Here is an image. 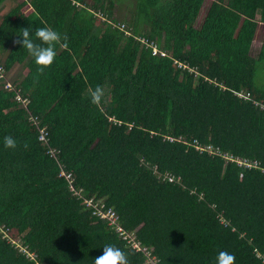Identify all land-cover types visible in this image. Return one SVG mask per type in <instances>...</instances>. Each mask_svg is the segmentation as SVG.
I'll return each instance as SVG.
<instances>
[{"label": "trees", "instance_id": "trees-1", "mask_svg": "<svg viewBox=\"0 0 264 264\" xmlns=\"http://www.w3.org/2000/svg\"><path fill=\"white\" fill-rule=\"evenodd\" d=\"M91 1L23 0L0 21L4 67L24 62L12 84L38 120L30 126L13 92L0 88V264H94L107 244L125 251L129 264H215L221 250L235 264H263L253 248L264 252V174L197 153L190 142L264 165V87L255 88L248 54L264 0H213L199 27L203 0H133L128 24L112 14V0ZM44 26L61 42L37 77L15 41L21 29ZM98 85L105 94L96 106L90 90ZM5 136L15 149L4 148ZM63 170L85 197L116 209L154 262L70 193ZM165 171L180 181L162 180Z\"/></svg>", "mask_w": 264, "mask_h": 264}, {"label": "built area", "instance_id": "built-area-1", "mask_svg": "<svg viewBox=\"0 0 264 264\" xmlns=\"http://www.w3.org/2000/svg\"><path fill=\"white\" fill-rule=\"evenodd\" d=\"M136 40L141 45L144 46L146 45L149 48H151L153 54L159 53L160 55H165V52L158 50L156 48V45L152 41H149L147 38L137 37ZM177 64L179 67H186V65H182L181 63H177ZM2 75L3 73L2 70L0 69V77H2ZM3 88L7 90L16 91L13 100L17 103L18 107H21L28 112L27 122L31 126H36L38 121L37 117L35 115H32L27 108L29 99L27 97L20 96L19 93H17V89L8 82L3 83ZM234 93L239 97H243V98H247L249 96L248 92L245 93L242 91H234ZM38 133H39L38 141L43 144H46L47 135H48L46 128L45 127L38 128ZM178 140L183 142L181 138ZM190 147L197 153L220 155L224 160L235 161L242 167H255L264 174V165H261V163L256 159L233 157L232 155L221 153L219 148L214 147L212 144H201L197 140H192L190 142ZM47 151H50L52 156L54 157L57 156L56 154L58 153V151L56 149L52 148ZM152 170L153 172H157L156 166H153ZM61 174H63L67 180V187L70 193L77 197H81L82 200L85 202L86 207H89L91 209L92 214L98 216L99 219L101 220L107 221L108 226H110L116 232V234H118L128 245H130L132 249L143 252L144 255L147 256V261L150 260L151 262H154L153 257L151 256V249L146 247L145 245L143 246L141 242L136 239V234L134 230L129 231L125 228L124 225H122V223L120 222V215L118 214V212H116V209L112 205H107L104 200L93 199L92 197H85L82 188L74 184V177L70 173H64L63 170ZM161 178L162 180H167L169 182H178L180 180L179 176H175L173 173L169 171L163 172L161 174ZM220 220L224 221L221 216H220ZM10 241H12L22 250L20 243H17L14 240H10ZM253 253L256 256V258L259 259V261L264 264V252L259 251L257 248L254 247ZM27 255L30 257L35 256L34 254L29 252H27Z\"/></svg>", "mask_w": 264, "mask_h": 264}, {"label": "clouds", "instance_id": "clouds-1", "mask_svg": "<svg viewBox=\"0 0 264 264\" xmlns=\"http://www.w3.org/2000/svg\"><path fill=\"white\" fill-rule=\"evenodd\" d=\"M19 33L18 36L22 39H17L15 43L26 50L28 57L34 62L37 77L43 75L56 59V45L61 42L60 33L50 26L37 27L34 32L31 27H27L21 29ZM62 46L66 48L67 43ZM104 94L103 87L99 85L94 90H90L91 103L99 106ZM3 143L5 149L17 147V141L12 136H5ZM24 147L27 148L28 145L25 144ZM102 249V254L95 258L94 264H129L128 256L121 248L107 244ZM235 259L233 254L221 250L215 257V264H235Z\"/></svg>", "mask_w": 264, "mask_h": 264}, {"label": "crops", "instance_id": "crops-1", "mask_svg": "<svg viewBox=\"0 0 264 264\" xmlns=\"http://www.w3.org/2000/svg\"><path fill=\"white\" fill-rule=\"evenodd\" d=\"M21 1L23 0H3L1 1L0 2V21L7 12H9L14 6H16V4L20 3ZM212 1L213 0H210V1L203 0L202 1L199 7V10H198V18L201 15L199 11L203 9L202 7L204 5H206V7H205V11L203 15H201L199 19L197 27L200 26L202 19L206 13V10L208 6H210ZM263 37H264V23L258 21L254 29L253 37L251 39V46H250L249 53H248L249 56L253 60L252 81L255 85V88L264 87V55L262 57L258 56L260 52ZM7 51H8L7 49L0 48V56H1L0 59L2 60L4 59ZM23 66H24V62H21V63L14 62L9 67H7L5 71L6 81L11 82V83L19 82L23 77Z\"/></svg>", "mask_w": 264, "mask_h": 264}, {"label": "rangeland", "instance_id": "rangeland-1", "mask_svg": "<svg viewBox=\"0 0 264 264\" xmlns=\"http://www.w3.org/2000/svg\"><path fill=\"white\" fill-rule=\"evenodd\" d=\"M88 1L92 2L91 0H88ZM112 1L114 2L112 14H115L116 18H118V19L124 21L126 24H128V20H129L128 17L131 14V11L134 9V1L133 0H112ZM208 1H210V0H208ZM205 7H206V5H204L202 7L203 9L201 11H199L201 15H203V13L205 11ZM90 10L95 11L94 9H90ZM100 15L102 16L101 12H100ZM201 15H200V17H201ZM200 17L198 18V13H197V16H196L195 21H194L195 27H197V24L199 22ZM0 58H1V56H0ZM0 61H3V60L0 59ZM6 235L10 240H14L17 243H20L18 238H11L7 234V231H6ZM150 249H152V248H150ZM150 262H151L150 260L147 261V263H150Z\"/></svg>", "mask_w": 264, "mask_h": 264}, {"label": "bare ground", "instance_id": "bare-ground-1", "mask_svg": "<svg viewBox=\"0 0 264 264\" xmlns=\"http://www.w3.org/2000/svg\"><path fill=\"white\" fill-rule=\"evenodd\" d=\"M90 9H92V8H90ZM92 12H93V14H95V15H97L98 17H103L104 18V16H103V13L101 12V14H102V16L100 15V12H97L96 10L95 11H93V10H91ZM122 21V20H121ZM124 22V21H123ZM118 26L120 27V29H123V32H125V34L126 35H130V33L127 31V29H126V26H125V23H123V24H118ZM155 44V43H154ZM156 45V44H155ZM156 48L158 49V50H160V51H165V50H162V49H160L157 45H156ZM165 55H166V53H165ZM175 61H177V60H175ZM174 61V64H176L177 66H178V64L177 63H181L182 65H185V64H183L182 62H179V61H177V62H175ZM179 67V66H178ZM186 67H187V65H186ZM186 67H182V68H186ZM0 69L2 70V73H3V75H2V77H0V87L2 88V89H4L3 88V83L4 82H8V81H6V79H5V71H6V69H5V67H4V64H3V61H0ZM8 83H10V84H12L11 82H8ZM13 85V84H12ZM4 90H6V91H11V92H13V96L11 97V100L14 102V103H16L14 100H13V97H14V94H15V92L13 91V90H7V89H4ZM243 98V97H242ZM248 98V97H247ZM244 99H246V98H244ZM29 104V103H28ZM28 104H27V108H28ZM19 108H21V107H19ZM21 109H23V108H21ZM24 110V109H23ZM28 123V122H27ZM29 124V123H28ZM30 125V124H29ZM31 126V125H30ZM55 149V148H54Z\"/></svg>", "mask_w": 264, "mask_h": 264}]
</instances>
